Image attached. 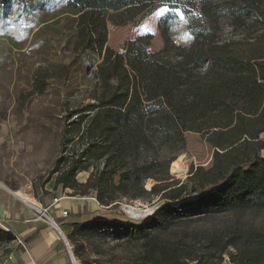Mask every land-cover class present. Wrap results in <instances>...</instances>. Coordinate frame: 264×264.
<instances>
[{"label": "trees", "instance_id": "obj_1", "mask_svg": "<svg viewBox=\"0 0 264 264\" xmlns=\"http://www.w3.org/2000/svg\"><path fill=\"white\" fill-rule=\"evenodd\" d=\"M156 1L185 17L180 44L163 32V49L150 51L147 32L123 51L107 45L108 24L136 22ZM52 2L72 16L71 44L97 82L93 101L65 129L78 145L57 159L54 185L72 196L94 190L103 206L162 200L143 221H75L66 235L73 253L107 256L108 264H218L233 246L235 264H264V216L242 220L264 215V0H1L0 15ZM221 21L233 36L223 38ZM46 86L42 76L32 82L39 93ZM190 131L206 134L213 162L175 179L169 166ZM81 170L89 172L84 183L75 177ZM222 215L233 223L211 226ZM14 239L0 228V245Z\"/></svg>", "mask_w": 264, "mask_h": 264}, {"label": "rangeland", "instance_id": "obj_2", "mask_svg": "<svg viewBox=\"0 0 264 264\" xmlns=\"http://www.w3.org/2000/svg\"><path fill=\"white\" fill-rule=\"evenodd\" d=\"M16 9L14 4L5 15H0V26H3L0 31V180L13 191L18 190L23 196L39 202L38 208L42 211L57 194L61 193V198L72 196L70 188L54 185V174L50 172L61 155L78 145V136L67 141L71 136L65 129L72 130L78 119L76 111L93 101L97 82L92 71L82 63V55L71 44L75 23L70 14H64L54 2L38 9L35 5L25 6L22 13L17 10L18 15L13 13ZM184 20L178 8L156 1L141 12L136 22L123 26L108 24L106 43L123 51L128 41L148 32L151 35L149 50H162L165 45L163 32L169 41L182 42L186 30ZM220 25L223 38L233 36L232 27L226 21H221ZM40 76L47 84L46 92L42 93L32 87L34 78ZM259 139L264 140V131ZM185 144L176 161L169 166V173L175 179L184 180L197 166L206 168L213 162L214 147L207 142L206 134L186 132ZM259 154L264 157V149ZM88 173L86 170L76 172V180L86 182ZM260 183L264 185V179ZM151 184L152 179H148L146 188ZM77 196L95 198L96 191L89 190L86 195ZM161 204L158 197L120 198L117 206H112L111 213L129 222L143 221L152 213L144 218H132L125 212L124 205L156 208ZM68 216L70 211L64 217ZM263 216L245 215L242 220L258 223ZM225 222L233 223V218L222 215L211 226H222ZM69 243L72 251L73 244ZM3 245L7 244L0 248ZM107 247H103L104 250ZM234 251L231 246L226 254ZM72 256L74 264H85L84 260L88 264H108L105 262L107 256L93 252L78 256L72 251ZM94 258L99 262H94Z\"/></svg>", "mask_w": 264, "mask_h": 264}, {"label": "crops", "instance_id": "obj_3", "mask_svg": "<svg viewBox=\"0 0 264 264\" xmlns=\"http://www.w3.org/2000/svg\"><path fill=\"white\" fill-rule=\"evenodd\" d=\"M16 191L0 180V228L15 238L0 248V264H72L66 243L72 223L90 219L128 221L111 213L112 206L100 205L93 196L77 195L62 197L54 206L48 204V216L44 217L39 202L27 200ZM63 209H68L70 216L62 217Z\"/></svg>", "mask_w": 264, "mask_h": 264}, {"label": "built area", "instance_id": "obj_4", "mask_svg": "<svg viewBox=\"0 0 264 264\" xmlns=\"http://www.w3.org/2000/svg\"><path fill=\"white\" fill-rule=\"evenodd\" d=\"M61 198V193L57 194L55 197H53L51 199V202H50V206H54L55 204H57V202L59 201V199ZM49 207L45 206V208L42 209L41 211V214L45 217L47 216L48 212H49ZM68 215V210L67 209H63L61 210V216H67ZM65 238V237H64ZM66 240V238H65ZM66 243H67V249L68 251H70V255H71V262L72 264H74V259H73V256H72V251H71V245L70 243L66 240ZM218 264H235L229 257L228 254L223 253L222 255V258H221V262H219Z\"/></svg>", "mask_w": 264, "mask_h": 264}, {"label": "bare ground", "instance_id": "obj_5", "mask_svg": "<svg viewBox=\"0 0 264 264\" xmlns=\"http://www.w3.org/2000/svg\"><path fill=\"white\" fill-rule=\"evenodd\" d=\"M16 193L20 194V193H18V191H16ZM23 197L28 200L27 197H25V196H23ZM123 208H124L125 212L129 216H131L132 218H134V217L135 218H144L145 216H147L150 213L149 211H151V208H149V207H137V206L124 205Z\"/></svg>", "mask_w": 264, "mask_h": 264}, {"label": "water", "instance_id": "obj_6", "mask_svg": "<svg viewBox=\"0 0 264 264\" xmlns=\"http://www.w3.org/2000/svg\"><path fill=\"white\" fill-rule=\"evenodd\" d=\"M158 207H159V206H158ZM158 207H156V208H151V211H150L149 214L153 213V212L155 211V209H157Z\"/></svg>", "mask_w": 264, "mask_h": 264}, {"label": "snow or ice", "instance_id": "obj_7", "mask_svg": "<svg viewBox=\"0 0 264 264\" xmlns=\"http://www.w3.org/2000/svg\"><path fill=\"white\" fill-rule=\"evenodd\" d=\"M165 11V9H161V12Z\"/></svg>", "mask_w": 264, "mask_h": 264}]
</instances>
